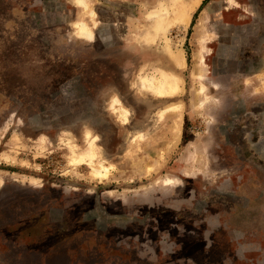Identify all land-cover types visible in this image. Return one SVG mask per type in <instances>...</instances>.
Listing matches in <instances>:
<instances>
[{
    "label": "rangeland",
    "instance_id": "rangeland-1",
    "mask_svg": "<svg viewBox=\"0 0 264 264\" xmlns=\"http://www.w3.org/2000/svg\"><path fill=\"white\" fill-rule=\"evenodd\" d=\"M0 264H264V0H0Z\"/></svg>",
    "mask_w": 264,
    "mask_h": 264
},
{
    "label": "bare ground",
    "instance_id": "bare-ground-1",
    "mask_svg": "<svg viewBox=\"0 0 264 264\" xmlns=\"http://www.w3.org/2000/svg\"><path fill=\"white\" fill-rule=\"evenodd\" d=\"M82 1V0H81ZM81 1H79L78 0V2L79 3H81ZM75 2V1H74ZM86 2V1H85ZM76 3V2H75ZM78 4V3H77ZM87 9V8H86ZM89 12H91V10L89 11ZM92 13H94V12H92ZM92 13H90V14H92ZM89 15V14H88ZM93 16V15H92ZM91 18V17H90ZM76 26V25H75ZM77 29H76V31L78 32V34H79V36H82V37H85V38H88V39H90V38H92V32H91V30L86 26V24L85 23H83V22H79V24L77 25V27H76ZM76 32V33H77ZM78 36V37H79ZM81 38V37H80ZM176 60V59H175ZM177 63V62H176ZM178 64V63H177ZM178 66V65H177ZM167 74V73H166ZM172 75V74H171ZM169 76V75H168ZM160 78V77H159ZM162 78V77H161ZM160 78V79H161ZM169 78H170V76H169ZM169 78H163V80L160 82V84L159 85H156L155 87H154V85H153V83L155 82H150V81H148L147 79H142V77H141V79L143 80L142 82L143 83H145L146 84V87H148L149 88V91H150V89H152L153 91H155V93L157 94V95H159V96H163V95H170L172 92H174L175 90H176V88H177V85L171 80V79H169ZM172 78V77H171ZM150 79V78H149ZM140 83V82H139ZM156 83V82H155ZM144 84V85H145ZM157 84V83H156ZM142 88V87H141ZM144 88V87H143ZM147 88V89H148ZM180 90V89H179ZM118 102V101H117ZM113 104H116L117 105V103H116V101L114 100L113 101ZM119 104V103H118ZM119 106V105H118ZM181 107V106H180ZM179 107V108H180ZM111 108V107H110ZM121 108V107H120ZM120 108H117L116 106H113L111 109H113V112H116V113H118L117 115H119L120 117H121V119L123 120V121H126V113L125 112H122L123 110H121V111H119V109ZM110 109V110H111ZM166 110V109H165ZM181 111V110H180ZM116 116V115H115ZM118 116V117H119ZM117 117V118H118ZM90 158H91V156H90Z\"/></svg>",
    "mask_w": 264,
    "mask_h": 264
}]
</instances>
